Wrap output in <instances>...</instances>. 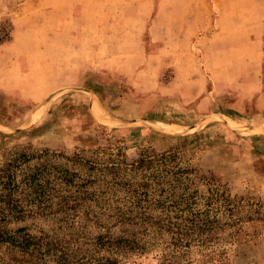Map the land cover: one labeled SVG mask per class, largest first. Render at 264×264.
Masks as SVG:
<instances>
[{
	"label": "rangeland",
	"instance_id": "rangeland-1",
	"mask_svg": "<svg viewBox=\"0 0 264 264\" xmlns=\"http://www.w3.org/2000/svg\"><path fill=\"white\" fill-rule=\"evenodd\" d=\"M243 4L255 12L258 5L264 6V0H0V43L11 44L15 39L26 52L42 46L43 56L49 57L53 44L50 36L63 31L76 41L77 52H90L97 44L92 35L103 28L106 43L101 53L111 60L98 74L84 70L77 76L72 84L82 88H67L66 93L49 95L40 102H23L14 94L7 95V101L0 95V168L24 153L30 160L20 166L17 182L35 169L43 173L40 183L46 182L44 197H35L34 191L19 183L15 200L26 220L8 228L26 226L33 235H53L60 225L57 204L72 201L82 191L96 213L123 203L128 194L119 186L114 188L111 177L98 176L94 171L89 176L74 165L76 154L98 156L103 162L117 149L128 167L138 163L143 150L155 154L179 150L178 166L199 176L190 189L197 191L198 198L210 184L213 190L241 199L238 216L264 218V111L256 109L255 98L243 106L237 104L239 110L221 107L219 102L211 111L200 113L195 107L197 101L183 104V98L176 94L146 90L170 82L179 64L181 82L197 88L204 81L208 89L207 51L209 37L216 30L215 18L224 9ZM238 26L235 24L231 31L234 37L243 33ZM162 46L166 49L156 51ZM85 55L92 58L93 54ZM240 58L235 56L234 63ZM48 63L35 66L47 69ZM119 64L122 72L131 74L118 73ZM145 66L150 70L145 71ZM58 67V74L64 77L61 61ZM234 74L235 80L243 76L236 68ZM258 81L264 89V56ZM238 94H227L222 100L234 104ZM97 103L114 122L99 119ZM170 167L172 164L167 169ZM58 169L71 172L69 187L57 179ZM127 174V180L135 178L132 172ZM244 225L242 240L228 245L225 264H264V222ZM119 264L159 263L150 255L125 258Z\"/></svg>",
	"mask_w": 264,
	"mask_h": 264
},
{
	"label": "trees",
	"instance_id": "trees-1",
	"mask_svg": "<svg viewBox=\"0 0 264 264\" xmlns=\"http://www.w3.org/2000/svg\"><path fill=\"white\" fill-rule=\"evenodd\" d=\"M117 151L103 162L98 156L76 154L74 165L89 176L94 171L111 177L114 188L119 186L128 198L102 213L94 211L83 191L72 201L62 200L57 204L59 230L53 235H33L26 226L8 228L26 220L15 200L19 183L35 197H44L46 182L40 183L44 176L37 169L17 182L20 166L30 160L24 153L1 167L0 264H119L125 258L150 255L159 264H225L228 245L242 240L244 224L264 222L259 215L238 216L241 199L213 190L210 184L198 198L190 189L199 176L178 166L179 150L164 154L143 150L131 167ZM62 171L56 170V177L69 187L72 174ZM127 172L135 178L127 180Z\"/></svg>",
	"mask_w": 264,
	"mask_h": 264
},
{
	"label": "crops",
	"instance_id": "crops-1",
	"mask_svg": "<svg viewBox=\"0 0 264 264\" xmlns=\"http://www.w3.org/2000/svg\"><path fill=\"white\" fill-rule=\"evenodd\" d=\"M229 8L218 13L215 18L216 30L209 37L208 89H206L204 81H200L197 88L191 87L192 83L181 82L177 72L179 64L174 65L175 76L170 82L163 86L151 85L146 90H158L162 95L167 96L176 94L183 98L181 101L183 104L197 101L195 107L200 113L211 111L210 109L219 102L218 105L221 107L224 105V108L239 110L236 109L237 104L243 106L251 98H255L256 109L264 111V89L258 81L264 56V6L258 5L255 12H250L248 4L240 5L236 7L237 9ZM234 23L242 29L243 33L240 36L231 35ZM115 26L117 25L113 23V28ZM67 34L63 31H55L50 36V41L53 44L49 57L43 56L45 51L42 46L26 52L15 39L11 40V44L0 43V95L3 96L1 99L8 101L7 95L14 94L20 101L35 103L49 95L62 93V91L66 93L67 88H82L72 84L77 76L81 75L84 70L98 74L105 68V64L111 61L105 59L104 53H101L104 47L102 44L106 43L103 28H98L96 35H92L97 44L90 52L85 49L77 52L74 49L76 41L68 39ZM62 37H65V40H62ZM163 49L166 47L162 46L156 51H163ZM86 53H92V58L87 57ZM62 54L63 56H61ZM60 56L61 58H59ZM235 56L241 57L240 62L234 63ZM42 61H48L49 68L38 69L37 66L41 65ZM60 61L66 70L64 77L58 74V62ZM251 61L254 63H250ZM36 64L37 66H35ZM116 68L120 74L125 76L131 74V71L122 72L120 64ZM234 68L240 71V75H243L240 79H233ZM147 70H150L149 66H145V71ZM218 76L221 77L218 78ZM237 92H240L239 99L234 104L227 99L222 100L223 97L227 98V94ZM90 94L95 96L92 91Z\"/></svg>",
	"mask_w": 264,
	"mask_h": 264
},
{
	"label": "bare ground",
	"instance_id": "bare-ground-1",
	"mask_svg": "<svg viewBox=\"0 0 264 264\" xmlns=\"http://www.w3.org/2000/svg\"><path fill=\"white\" fill-rule=\"evenodd\" d=\"M96 108H97L96 109V114L99 117V119H101L102 121L107 122L109 124H111L112 122L115 121L112 117H110V115L108 113H106L104 111V109L102 108L100 103L97 104Z\"/></svg>",
	"mask_w": 264,
	"mask_h": 264
},
{
	"label": "water",
	"instance_id": "water-1",
	"mask_svg": "<svg viewBox=\"0 0 264 264\" xmlns=\"http://www.w3.org/2000/svg\"><path fill=\"white\" fill-rule=\"evenodd\" d=\"M78 89V88H77ZM86 93H88V94H90V92L89 91H87V90H84ZM133 122H136V121H133Z\"/></svg>",
	"mask_w": 264,
	"mask_h": 264
}]
</instances>
